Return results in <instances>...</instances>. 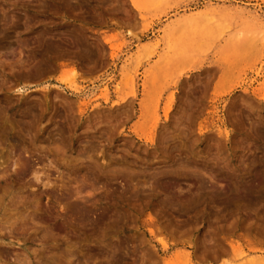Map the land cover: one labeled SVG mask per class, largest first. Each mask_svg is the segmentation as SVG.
Instances as JSON below:
<instances>
[{"label": "rangeland", "instance_id": "obj_1", "mask_svg": "<svg viewBox=\"0 0 264 264\" xmlns=\"http://www.w3.org/2000/svg\"><path fill=\"white\" fill-rule=\"evenodd\" d=\"M0 264H264V0H0Z\"/></svg>", "mask_w": 264, "mask_h": 264}]
</instances>
